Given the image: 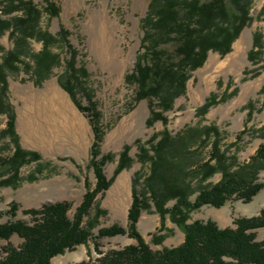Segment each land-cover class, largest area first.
<instances>
[{
  "label": "trees",
  "instance_id": "obj_1",
  "mask_svg": "<svg viewBox=\"0 0 264 264\" xmlns=\"http://www.w3.org/2000/svg\"><path fill=\"white\" fill-rule=\"evenodd\" d=\"M256 0H150L146 16L141 20L143 38L133 71L126 76V82L134 87V103L146 100L149 107L148 127L161 122L164 130L153 134L146 143L139 145L138 160L150 166L144 187L138 190L133 182L132 203L128 211L126 227L115 224L95 230L100 218L108 211L101 208L100 198L111 188L116 178L132 167L134 160L130 146L119 154L118 164L111 178L104 172L107 163L115 159L114 154L103 155L101 151L106 130L102 113L94 99V92L88 87L89 71L79 61V50L70 42L71 32L60 25L57 36L42 29L44 15L48 21L61 17V7L54 0H44L45 6L38 7L33 0L0 1V40L7 31L13 41V48L5 51L0 43L3 61L0 63V115L7 117L6 127L0 139L9 137L14 152L0 157V187H18L22 177L20 169L31 162H39L41 155L22 148L16 131V113L11 105L6 71L17 72L23 64L25 72L32 73L36 87H41L61 67L59 53L52 49L59 44L66 48L64 72L58 76L59 86L69 95L75 107L85 114L93 132L90 147L89 166L95 175V185L86 183L82 202L76 208L73 218L69 212V201L48 202L40 208L24 210L30 222L10 220L0 224V241L7 245L0 252V264H52L51 260L67 251H74L81 245L94 241V250L99 252V240L127 235L137 243L120 250L100 253L96 261L80 264H264V240L258 241V231L264 229V208L254 217H239L234 227L220 228L214 220H196L191 223L192 212L204 206L217 209L228 202L241 200L250 203L263 189L259 174L264 171V143L248 163H240L237 156H229L222 150L221 133L217 127H189L172 136L167 128L166 113L173 111L177 99L187 93L188 81L193 72L204 66L209 53L222 57L231 53L233 44L243 30L253 22L251 14ZM17 14L12 19L3 16ZM261 14L264 15V6ZM43 42V49L34 53L31 41ZM264 35L256 32L248 58L251 63L263 62ZM31 61L34 62V66ZM260 74L254 73V77ZM264 94V88L262 90ZM80 96L88 103L83 104ZM233 95H230V97ZM228 97L218 100L215 93L205 101L199 113L209 109ZM249 113V116H251ZM264 138V125L258 130ZM238 136L241 139L242 135ZM214 141L208 158L192 150L195 144L201 148ZM221 174L217 183H206L216 174ZM139 175V174H137ZM30 182L36 180L31 175ZM198 182V184L195 183ZM195 197L192 201L191 198ZM174 201L172 207L168 203ZM20 207L12 203L6 213L16 218ZM94 211V213H93ZM155 212L160 216L159 232L152 241L162 245L172 234L166 226L167 218L184 233L183 242L176 247L153 250L138 229L143 212ZM13 236L23 240L19 246L11 243Z\"/></svg>",
  "mask_w": 264,
  "mask_h": 264
},
{
  "label": "rangeland",
  "instance_id": "obj_2",
  "mask_svg": "<svg viewBox=\"0 0 264 264\" xmlns=\"http://www.w3.org/2000/svg\"><path fill=\"white\" fill-rule=\"evenodd\" d=\"M2 1V0H0ZM43 8L44 0H33ZM61 7L60 19L48 21L46 15L41 20L42 29L57 36L60 25L70 32L71 44L79 50V61L84 62L90 77L88 87L94 92V99L102 113V123L106 135L102 143L103 155L114 154L115 159L107 163L104 172L111 178L118 164L119 154L125 146H130V155L134 160L131 168L124 170L115 180L103 198L101 208L108 211L100 218V225L93 230L95 235L100 228L118 224L123 227L128 223V211L132 203L133 182H138V190L144 187V180L149 175L150 166H143L138 160V140L146 143L153 134L164 130L161 122L152 127L146 124L149 107L146 100L134 103V87L126 82V76L135 66L141 47L143 31L141 20L146 16L150 0H54ZM264 0L254 2L251 14L253 22L246 27L233 44L231 53L222 57L210 52L203 67L193 72L188 81L187 93L177 99L174 110L166 113L169 119L167 128L176 136L189 127H217L221 133L222 150L229 156L235 155L240 163H248L259 146L264 143L258 130L264 125V69L263 62L251 63L248 58L256 32L264 35V15L261 14ZM17 14L3 16L12 19ZM7 31L0 43L5 51L13 48V41ZM34 53L43 49V42L32 40ZM61 55V67L54 69V74L41 87H36L32 73L25 72L23 64L17 72L6 71L8 75V97L16 113V131L23 149L35 151L41 155L39 162L25 164L20 169L22 180L18 187H0V224L10 220L30 222L31 218L24 210L40 208L48 202L69 201V212L74 217L76 208L83 200L86 183L94 187L96 179L89 166L90 147L93 132L89 120L80 112L69 95L59 86L58 76L64 72L65 59L68 57L63 44L52 49ZM264 58V55H263ZM3 53H0V63ZM32 65L34 64L31 61ZM34 66V65H33ZM260 74L254 77V73ZM215 93L218 100L225 102L212 106L206 114L199 109ZM230 95H233L230 97ZM83 104L88 101L80 96ZM249 113L251 116H249ZM7 117L0 115V133L6 127ZM238 139V136H241ZM214 137L209 145L201 148L195 144L192 150L203 158H208ZM14 152L9 137L0 139V157H7ZM139 174V175H137ZM36 180L30 182L29 176ZM5 175L3 178H7ZM0 177V180L3 179ZM221 174H216L206 183H217ZM259 182L264 183V171L259 174ZM196 184L198 182L195 181ZM195 197H192L193 201ZM20 207L16 218L11 219L6 212L11 204ZM174 201L168 203L172 207ZM264 208V189L250 203L241 200L228 202L217 209L204 206L192 212L189 223L196 220H214L220 228L234 227V220L239 217H254ZM94 213V211H93ZM166 226L172 231L162 245L153 241L159 232L160 216L153 212H143L138 229L153 250L179 246L184 240L183 231L167 218ZM258 241L264 240V229L258 231ZM23 240L13 236L11 243L19 246ZM99 252L94 250V241L87 246L81 245L74 251L54 257L52 264H80L83 261H96L110 250H120L136 244L127 235L99 240ZM7 242L0 241V252Z\"/></svg>",
  "mask_w": 264,
  "mask_h": 264
}]
</instances>
